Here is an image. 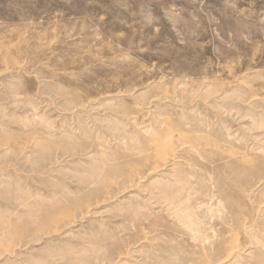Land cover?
<instances>
[{
    "label": "rangeland",
    "instance_id": "374dc122",
    "mask_svg": "<svg viewBox=\"0 0 264 264\" xmlns=\"http://www.w3.org/2000/svg\"><path fill=\"white\" fill-rule=\"evenodd\" d=\"M0 264H264V0H0Z\"/></svg>",
    "mask_w": 264,
    "mask_h": 264
}]
</instances>
